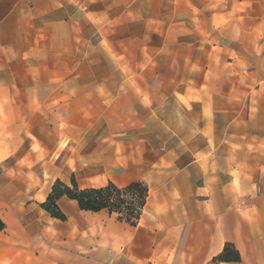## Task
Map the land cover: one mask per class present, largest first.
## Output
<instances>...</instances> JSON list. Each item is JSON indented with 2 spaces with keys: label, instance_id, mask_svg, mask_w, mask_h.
<instances>
[{
  "label": "crops",
  "instance_id": "0c3cea01",
  "mask_svg": "<svg viewBox=\"0 0 264 264\" xmlns=\"http://www.w3.org/2000/svg\"><path fill=\"white\" fill-rule=\"evenodd\" d=\"M72 177L136 224L52 217ZM0 221V264H264V0H0Z\"/></svg>",
  "mask_w": 264,
  "mask_h": 264
},
{
  "label": "trees",
  "instance_id": "16d2710c",
  "mask_svg": "<svg viewBox=\"0 0 264 264\" xmlns=\"http://www.w3.org/2000/svg\"><path fill=\"white\" fill-rule=\"evenodd\" d=\"M61 197L75 200L81 210L93 212L106 210L110 214H117L119 219L130 225H135L146 202L147 187L140 181H132L123 187L108 182L100 187L79 188L73 177L70 184L57 179L41 206L52 217L64 220L66 216L57 205ZM216 260L238 261L239 254L231 244H226L222 252L216 256Z\"/></svg>",
  "mask_w": 264,
  "mask_h": 264
}]
</instances>
